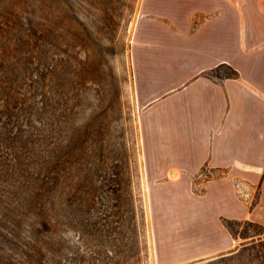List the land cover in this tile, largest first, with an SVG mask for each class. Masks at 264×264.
<instances>
[{
    "label": "rangeland",
    "instance_id": "obj_1",
    "mask_svg": "<svg viewBox=\"0 0 264 264\" xmlns=\"http://www.w3.org/2000/svg\"><path fill=\"white\" fill-rule=\"evenodd\" d=\"M139 5L0 0V264H264V230L244 221L200 257L213 247L189 196L145 173Z\"/></svg>",
    "mask_w": 264,
    "mask_h": 264
},
{
    "label": "crops",
    "instance_id": "obj_2",
    "mask_svg": "<svg viewBox=\"0 0 264 264\" xmlns=\"http://www.w3.org/2000/svg\"><path fill=\"white\" fill-rule=\"evenodd\" d=\"M130 49L145 173L189 196L200 257L231 246L222 218L264 230V0H140ZM221 63L238 76L209 74ZM203 166L223 175L193 194Z\"/></svg>",
    "mask_w": 264,
    "mask_h": 264
},
{
    "label": "built area",
    "instance_id": "obj_3",
    "mask_svg": "<svg viewBox=\"0 0 264 264\" xmlns=\"http://www.w3.org/2000/svg\"><path fill=\"white\" fill-rule=\"evenodd\" d=\"M218 170L219 169L208 166L201 167L200 170L191 175V187L195 191H203L206 182L223 175V173L219 172ZM235 188L237 190V194L240 196H246L247 189L244 188L241 183H235Z\"/></svg>",
    "mask_w": 264,
    "mask_h": 264
},
{
    "label": "trees",
    "instance_id": "obj_4",
    "mask_svg": "<svg viewBox=\"0 0 264 264\" xmlns=\"http://www.w3.org/2000/svg\"><path fill=\"white\" fill-rule=\"evenodd\" d=\"M209 74L217 77V78H224V77H237L238 73L237 71L232 68L230 65L226 64V63H221L219 65H217L216 67H214L213 69H211L209 71ZM222 222L223 224L227 227V229L229 230V232L232 235V231H231V223L232 224H240L242 221L240 220H235V219H227V218H222ZM244 223H246L248 228L250 225H255L257 223L251 222V221H244ZM264 242V239L261 240Z\"/></svg>",
    "mask_w": 264,
    "mask_h": 264
},
{
    "label": "bare ground",
    "instance_id": "obj_5",
    "mask_svg": "<svg viewBox=\"0 0 264 264\" xmlns=\"http://www.w3.org/2000/svg\"><path fill=\"white\" fill-rule=\"evenodd\" d=\"M170 176L176 178L177 175L175 172H173L172 175H170Z\"/></svg>",
    "mask_w": 264,
    "mask_h": 264
}]
</instances>
